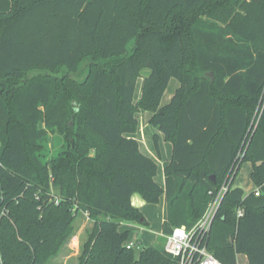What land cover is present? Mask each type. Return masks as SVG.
<instances>
[{"label": "trees", "instance_id": "16d2710c", "mask_svg": "<svg viewBox=\"0 0 264 264\" xmlns=\"http://www.w3.org/2000/svg\"><path fill=\"white\" fill-rule=\"evenodd\" d=\"M141 110L172 147L163 187L133 137ZM49 135L63 145L45 159ZM246 161L248 194L233 187ZM223 183L207 251L264 264V0H0L2 264H46L80 213L92 228L77 264H177L163 242L126 250L121 223H147L132 196L163 197L165 241L191 229Z\"/></svg>", "mask_w": 264, "mask_h": 264}, {"label": "rangeland", "instance_id": "374dc122", "mask_svg": "<svg viewBox=\"0 0 264 264\" xmlns=\"http://www.w3.org/2000/svg\"><path fill=\"white\" fill-rule=\"evenodd\" d=\"M89 60H84L82 64L79 67L78 73L76 74L77 79H83L87 72H88V63ZM149 73L148 69H143L140 73V79H138L136 88L134 91V101L135 103L138 101V99L141 96L140 90H141V84L143 81L144 76H147ZM178 82L175 79H172L165 90V94L163 96V99L161 101L162 105L167 104L170 99L172 98L174 94V90L178 87ZM262 114V108H258L251 119V124L247 133V136H250L252 132H254L255 128L258 125V121ZM151 117V114L146 111H139L137 114V120H138V129L135 133L134 137L138 141H140L141 148L144 149L146 147L150 148L151 151L154 154V148H153V141L152 137L153 135H158V130L155 129L153 126L149 125L148 121ZM63 140L59 135H49L48 140L46 142L47 146L45 149V159H50L52 156H56L61 152ZM163 144H165L163 142ZM167 146V147H166ZM163 146V152L164 154H167V148L169 144ZM155 155V154H154ZM165 158V157H164ZM166 159H162L158 163L157 168V177L156 182L163 183V163ZM252 164L248 161L241 163L239 167V172L237 176L234 179L233 187L241 188L243 191L248 194L255 190V186L250 180V174L252 172L251 170ZM134 203L137 205H140L142 199L139 194H135L134 197ZM140 211L143 213V218H145V221H147L146 224L142 225L141 223H136L137 226L142 227L143 231H139V228H133L130 227L131 230L130 233V239L129 241H139L140 248L143 249L145 247H160L162 242L163 246L165 241H163L161 231V210L160 205H154V204H148L143 202L140 205ZM121 227V226H120ZM92 228V223L88 219V217L80 213L75 221H74V228L73 233L67 238V241L65 244L61 247L59 253L51 258L46 264H77L78 257L80 256V250L82 244L87 240L88 232ZM123 227L121 229H124ZM165 240V237H164ZM139 250L135 249V254H137ZM242 257H245L244 254H242ZM239 264H246L245 261H242V263Z\"/></svg>", "mask_w": 264, "mask_h": 264}, {"label": "built area", "instance_id": "2783aa9c", "mask_svg": "<svg viewBox=\"0 0 264 264\" xmlns=\"http://www.w3.org/2000/svg\"><path fill=\"white\" fill-rule=\"evenodd\" d=\"M222 188L210 203L208 210L199 221L189 230L176 227L166 235L163 250L177 261V264H222L206 249L208 233L213 217L220 206V202L228 190V185L223 183ZM86 215V214H85ZM242 215V210L237 211V217ZM126 250H141L138 241H129ZM0 256V264H2Z\"/></svg>", "mask_w": 264, "mask_h": 264}, {"label": "crops", "instance_id": "0c3cea01", "mask_svg": "<svg viewBox=\"0 0 264 264\" xmlns=\"http://www.w3.org/2000/svg\"><path fill=\"white\" fill-rule=\"evenodd\" d=\"M134 137V135H133ZM158 141H159V147H160V155L157 157L156 154H155V151H154V154L153 152L151 151L150 148L146 147L144 149L141 148V144H140V141H138L137 139H134L138 142L139 144V149L141 151V153L145 154L146 156L150 157L155 163L156 165L158 166V163L160 160L162 159H166L165 162L163 163V168L165 165H167L170 160H171V151H172V147H171V144L170 143H167L166 141L163 140V136L160 132H158ZM163 142L165 144H163ZM169 144L168 146V150H167V154L163 152V146ZM167 147V146H166ZM165 157V158H164ZM158 168V167H157ZM157 173V172H156ZM158 174V173H157ZM157 177V176H156ZM156 179V178H155ZM156 181V180H155ZM157 183V182H156ZM158 184V183H157ZM158 186H161L163 187L164 186V177H163V183H159ZM236 188V187H235ZM254 191V190H253ZM246 194V193H245ZM134 197H135V194L132 196V199H131V203H132V206L136 207L139 211H140V205L143 203V201H141L140 205H137L136 203H134ZM156 205H160V210H161V228H162V223H163V211H164V205H163V197L160 198V202ZM141 212V211H140ZM142 213V212H141ZM143 214V213H142ZM145 219V218H144ZM122 225L123 227H125L124 229H121L122 228ZM130 227H133V228H139V231H143V228L142 227H139L137 226V224L135 222H123L121 223V227L119 228L120 231H130L131 233V230L129 229ZM139 240V239H138ZM137 240V241H138ZM139 242V241H138ZM242 261H245V263L247 264V258L246 256L245 257H242V254L241 255H238L237 256V259H236V262L237 264L239 263H242Z\"/></svg>", "mask_w": 264, "mask_h": 264}, {"label": "water", "instance_id": "95a60500", "mask_svg": "<svg viewBox=\"0 0 264 264\" xmlns=\"http://www.w3.org/2000/svg\"><path fill=\"white\" fill-rule=\"evenodd\" d=\"M140 221H141V223H143V222H144V221H143V219H141Z\"/></svg>", "mask_w": 264, "mask_h": 264}]
</instances>
